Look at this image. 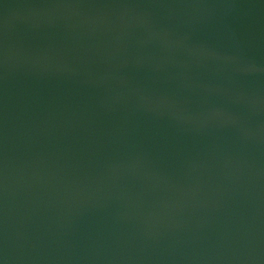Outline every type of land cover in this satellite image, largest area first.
<instances>
[{
	"label": "water",
	"instance_id": "1",
	"mask_svg": "<svg viewBox=\"0 0 264 264\" xmlns=\"http://www.w3.org/2000/svg\"><path fill=\"white\" fill-rule=\"evenodd\" d=\"M0 264H264V0H0Z\"/></svg>",
	"mask_w": 264,
	"mask_h": 264
}]
</instances>
